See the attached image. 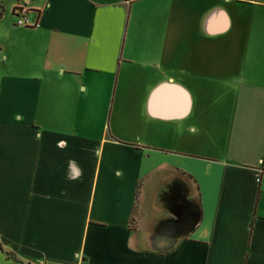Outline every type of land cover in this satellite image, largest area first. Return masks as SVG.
Returning a JSON list of instances; mask_svg holds the SVG:
<instances>
[{"label":"crops","instance_id":"obj_1","mask_svg":"<svg viewBox=\"0 0 264 264\" xmlns=\"http://www.w3.org/2000/svg\"><path fill=\"white\" fill-rule=\"evenodd\" d=\"M13 258L264 264V0H0Z\"/></svg>","mask_w":264,"mask_h":264},{"label":"rangeland","instance_id":"obj_2","mask_svg":"<svg viewBox=\"0 0 264 264\" xmlns=\"http://www.w3.org/2000/svg\"><path fill=\"white\" fill-rule=\"evenodd\" d=\"M204 91L206 92V90H204ZM227 92H228V94H227ZM233 93H234L233 91H225L223 89H217L216 88V89H212L211 91H209L208 94L214 96L215 98H218L219 97L220 99L223 98V96L226 94L225 97H228V100L230 102V99L233 96ZM223 105L225 106V105H229V104H220L219 105V104L215 103L214 105H211L210 107H207L209 105L204 104V106L209 109L208 111H210L213 114H217V113H220V112H227L228 107L230 109V105L229 106H226L224 108V111L221 110V109H219L220 107H223ZM199 107H203V106H199Z\"/></svg>","mask_w":264,"mask_h":264},{"label":"trees","instance_id":"obj_3","mask_svg":"<svg viewBox=\"0 0 264 264\" xmlns=\"http://www.w3.org/2000/svg\"><path fill=\"white\" fill-rule=\"evenodd\" d=\"M18 11H20V10L19 9H15L13 14L15 15V13L18 12ZM181 175L185 176L184 173H181ZM185 177L188 178V179H191L189 176H185ZM198 212L200 213V204H199V202H198ZM13 261L18 263V264L20 263L15 258H13Z\"/></svg>","mask_w":264,"mask_h":264},{"label":"built area","instance_id":"obj_4","mask_svg":"<svg viewBox=\"0 0 264 264\" xmlns=\"http://www.w3.org/2000/svg\"><path fill=\"white\" fill-rule=\"evenodd\" d=\"M25 24V21L22 19V18H19L16 22V25L18 26H21V25H24Z\"/></svg>","mask_w":264,"mask_h":264},{"label":"water","instance_id":"obj_5","mask_svg":"<svg viewBox=\"0 0 264 264\" xmlns=\"http://www.w3.org/2000/svg\"><path fill=\"white\" fill-rule=\"evenodd\" d=\"M186 108H187V102L185 101V103L183 104L182 113H184L186 111Z\"/></svg>","mask_w":264,"mask_h":264},{"label":"flooded vegetation","instance_id":"obj_6","mask_svg":"<svg viewBox=\"0 0 264 264\" xmlns=\"http://www.w3.org/2000/svg\"><path fill=\"white\" fill-rule=\"evenodd\" d=\"M186 222H183V224H185Z\"/></svg>","mask_w":264,"mask_h":264}]
</instances>
